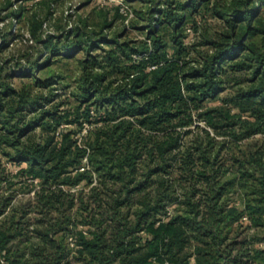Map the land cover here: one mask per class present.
Segmentation results:
<instances>
[{"label": "trees", "instance_id": "1", "mask_svg": "<svg viewBox=\"0 0 264 264\" xmlns=\"http://www.w3.org/2000/svg\"><path fill=\"white\" fill-rule=\"evenodd\" d=\"M141 3L73 100L0 57V264H264V0Z\"/></svg>", "mask_w": 264, "mask_h": 264}, {"label": "rangeland", "instance_id": "2", "mask_svg": "<svg viewBox=\"0 0 264 264\" xmlns=\"http://www.w3.org/2000/svg\"><path fill=\"white\" fill-rule=\"evenodd\" d=\"M141 1L0 0V57L8 61L9 73L15 70L13 65L17 60L27 66L30 63L33 65V71L29 75L14 76L11 80L18 87H31L32 92L42 88L38 86L37 79L46 82L51 80L50 87L60 94L55 101L67 97L73 100V96L69 95L76 89L77 81L83 75L82 63L87 58L91 43L99 37L98 34H107L110 37L117 33L125 34L122 36L123 40L144 37L133 24L136 21L134 18L137 8L142 7ZM208 18L212 23L217 20L213 19L210 12ZM79 25L85 27L81 32L74 30ZM91 35L94 40H89ZM50 36L63 47L74 40L80 45L70 50L72 54L69 50L53 54L43 44ZM93 53L102 51L97 48ZM64 127L69 125L62 124L60 129ZM8 165L13 173L18 171L15 163L8 161ZM23 194L22 192L20 195ZM32 194L33 192L30 193ZM173 208H170L166 219L176 215L177 211ZM80 228L86 230L87 226ZM195 245L198 244L192 243L189 250H193ZM258 245L264 247V242L260 241ZM191 262L195 264V256L191 257Z\"/></svg>", "mask_w": 264, "mask_h": 264}]
</instances>
